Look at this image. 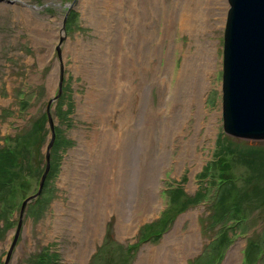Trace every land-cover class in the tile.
<instances>
[{
    "label": "rangeland",
    "instance_id": "1",
    "mask_svg": "<svg viewBox=\"0 0 264 264\" xmlns=\"http://www.w3.org/2000/svg\"><path fill=\"white\" fill-rule=\"evenodd\" d=\"M164 1L0 0V151L18 138L15 164H22L12 169L19 176L6 173L15 189L0 193L2 263L9 249L5 264H26L49 248L58 264H134L146 247L193 224L198 244L185 264H225L232 252L235 264H264V142L221 129L229 6L220 0L222 13L195 39L176 22L164 31L165 13L180 2ZM205 41L213 42L216 62L203 96L204 124L197 128L188 117L179 137L184 107L172 101L191 85L175 91V82L185 56L192 60ZM60 78L61 93L49 105L56 131L50 167L19 216L45 166L50 131L46 120L42 129L35 120ZM148 205L156 206L153 214L144 213ZM134 219L133 233H124Z\"/></svg>",
    "mask_w": 264,
    "mask_h": 264
},
{
    "label": "water",
    "instance_id": "2",
    "mask_svg": "<svg viewBox=\"0 0 264 264\" xmlns=\"http://www.w3.org/2000/svg\"><path fill=\"white\" fill-rule=\"evenodd\" d=\"M226 1L229 7L225 13L226 20L222 34L221 129L230 138L264 142V0ZM61 81L62 78L57 84V93L47 102L45 108L50 131L44 151L45 166L38 179L35 193L21 201L19 216L25 210V204L39 196L50 167L49 150L54 145L55 131L53 120L49 115V105L61 93ZM18 223L17 221L13 242L19 230ZM9 252L10 249L7 250L2 264L6 263Z\"/></svg>",
    "mask_w": 264,
    "mask_h": 264
},
{
    "label": "bare ground",
    "instance_id": "3",
    "mask_svg": "<svg viewBox=\"0 0 264 264\" xmlns=\"http://www.w3.org/2000/svg\"><path fill=\"white\" fill-rule=\"evenodd\" d=\"M156 1H160L162 6L165 4V1L163 3V0H156ZM178 1H180V2H176L179 5H178V8L176 7L177 10L174 12V14H172L170 12L165 13L166 15H165V19H164L163 28L165 29L164 31L167 34L170 31L169 28H171V24L173 22H176L178 29L187 30L188 32H190L189 34L196 39V36L198 33H202V32L207 31L208 27L211 26V22L209 20V17L212 15L216 16V15L222 13L221 7H220L221 6L220 0H182V1L178 0ZM153 3L155 4L156 2L152 1L151 4H153ZM141 29L142 28L138 29V32L143 34L144 32H143V30L141 31ZM201 45L197 46L196 55H195V57H193L192 60L188 59L187 56H185V59L183 57V59H184L183 60L184 61L183 68L180 71V75L177 78V82H175V83H177L176 87H175L176 88L175 91H177V89H179V88H182L186 81H188L189 85H191L187 96L185 94H184L185 95L184 97H182V95H181V97L177 96L176 101H175V99L172 101L174 103H181V104H183V107H184L183 110L180 108L182 110L181 111L182 115H181V118L179 120V127H178L177 131L174 132L177 135H179V137L182 136V134L186 133V130H187V122L186 121L188 120V117H190L192 115L194 116V118L196 120L195 126H197V128L200 127V124H204V123H202V119H203L202 116L204 115V112H205L204 107H203L204 106L203 96H204V91L209 88V85H211L209 78L213 74L214 64L216 61L214 60L215 59V52H214L213 42L212 41H210V42L205 41V44H204L205 47H203ZM123 62H125V61H123ZM127 67H128V65H127ZM145 70H146V68L144 67L143 70H141V73H142V71L145 72ZM180 80H182V81H180ZM186 86L187 85H185V89H186ZM185 89H183V90H185ZM172 99L173 98L171 97L169 99V101H171ZM91 101L92 100L89 99V102H91ZM170 104H172V103H170ZM193 106L196 108L195 112H192ZM123 115H124V116H122L123 119L126 120L129 118L128 116L130 115V113H128V111L127 112L124 111ZM150 121H152V120H150ZM211 121H214V119H211ZM212 124H214V122H211L210 126ZM212 132H214V131L210 130V127H209V130L206 133V135L210 136L211 135L210 133H212ZM102 135H103V133H102ZM108 137L109 136H107V134L106 135L104 134V136L101 138L102 142L106 141V138H108ZM188 142L190 143L191 141L189 140ZM192 144L190 143V145L188 146L189 147L188 150L191 149V147H193ZM100 152H102V151H100ZM98 153H96V154H98ZM113 160H115V159H113ZM150 201H152V200H150ZM150 201H149V203H151ZM152 203H153V201H152ZM144 209H145L144 213L146 215H150V214H153L155 212L156 206L155 205H152V206L148 205V206H144ZM104 212H105V210H104ZM139 221H140V219H139ZM139 221H138V219H134L130 222V224L128 223V225L123 226V228H122L123 232L126 234H132L133 233L132 231H134V228L137 226V223ZM118 227H119L118 231L120 233L121 225H118ZM197 238H198L197 231H196V229H194L193 224L191 225V229L186 234L180 232L178 229L175 228L171 233H169L168 235L165 236L164 241H162L158 247H149L148 246V247H146V249L144 251L140 252L139 258H138L137 262L134 264H185L186 257L189 256V254L193 253L197 248V244H198ZM234 255H235V253L232 252L229 255L225 264H235Z\"/></svg>",
    "mask_w": 264,
    "mask_h": 264
},
{
    "label": "trees",
    "instance_id": "4",
    "mask_svg": "<svg viewBox=\"0 0 264 264\" xmlns=\"http://www.w3.org/2000/svg\"><path fill=\"white\" fill-rule=\"evenodd\" d=\"M45 114H46V111L44 112V114H42L40 116V118L38 117L35 120V121H37L36 124L38 123L37 126H40L41 129H42V124H44V121L46 120ZM26 134L27 133H24V136ZM55 134H56V131H55ZM21 136L19 135L18 137H21ZM17 140H19V139L12 137L11 142H13L15 144H13L12 146L5 145L4 146L5 148L1 149V151H0V193L1 194L4 193V191L12 192L15 189V187L17 186L16 184L18 183L16 181L15 177L11 178L9 175L6 174L8 171L9 172L11 171L12 175H13V173H16V175L19 176L18 173L20 172V170H19V172H16V171L12 172V169H13V167H16L17 165L22 167V164H20V162L15 164V160H16L15 158L18 156V152H20V149L18 148L19 143ZM24 163H26V161ZM27 163H28V161H27ZM24 167L27 168V171L24 174L30 175L31 171L29 170V166L26 165ZM22 170H23V168H22ZM0 200H2L1 197H0ZM1 233H4V232L0 228V234ZM29 258L30 259L28 260V262H26V264H58V259L56 257V254L52 250H49V248L48 249L44 248L43 250L38 251V253H36V254L33 253L30 255ZM1 263L2 262L0 261V264Z\"/></svg>",
    "mask_w": 264,
    "mask_h": 264
}]
</instances>
